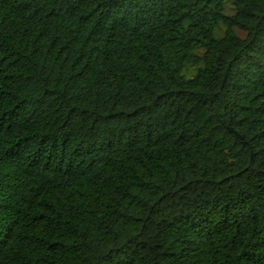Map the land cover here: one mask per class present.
<instances>
[{
  "label": "trees",
  "instance_id": "1",
  "mask_svg": "<svg viewBox=\"0 0 264 264\" xmlns=\"http://www.w3.org/2000/svg\"><path fill=\"white\" fill-rule=\"evenodd\" d=\"M0 264H264V0H0Z\"/></svg>",
  "mask_w": 264,
  "mask_h": 264
}]
</instances>
